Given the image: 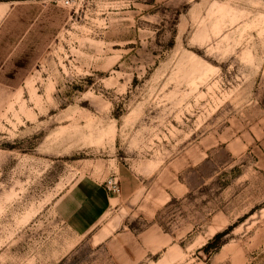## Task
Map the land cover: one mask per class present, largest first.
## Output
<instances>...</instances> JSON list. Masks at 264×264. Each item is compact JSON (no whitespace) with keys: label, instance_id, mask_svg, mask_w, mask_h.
I'll return each mask as SVG.
<instances>
[{"label":"rangeland","instance_id":"1","mask_svg":"<svg viewBox=\"0 0 264 264\" xmlns=\"http://www.w3.org/2000/svg\"><path fill=\"white\" fill-rule=\"evenodd\" d=\"M70 1L0 108V264H264V0Z\"/></svg>","mask_w":264,"mask_h":264},{"label":"crops","instance_id":"2","mask_svg":"<svg viewBox=\"0 0 264 264\" xmlns=\"http://www.w3.org/2000/svg\"><path fill=\"white\" fill-rule=\"evenodd\" d=\"M46 3L41 5V3ZM62 0H0V108L20 89L65 22ZM112 197L100 183L80 179L56 201L57 213L77 233L94 227Z\"/></svg>","mask_w":264,"mask_h":264},{"label":"built area","instance_id":"3","mask_svg":"<svg viewBox=\"0 0 264 264\" xmlns=\"http://www.w3.org/2000/svg\"><path fill=\"white\" fill-rule=\"evenodd\" d=\"M62 2H63V5H65V6L71 4L70 0H62ZM104 187H105L106 191L110 194H115L119 190L118 182L113 177H109L108 179L105 180Z\"/></svg>","mask_w":264,"mask_h":264},{"label":"trees","instance_id":"4","mask_svg":"<svg viewBox=\"0 0 264 264\" xmlns=\"http://www.w3.org/2000/svg\"><path fill=\"white\" fill-rule=\"evenodd\" d=\"M218 237H219V234L215 235V236H214V239H217Z\"/></svg>","mask_w":264,"mask_h":264}]
</instances>
